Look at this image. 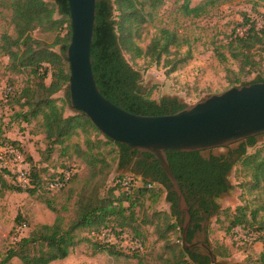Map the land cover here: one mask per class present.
I'll use <instances>...</instances> for the list:
<instances>
[{
    "label": "trees",
    "instance_id": "16d2710c",
    "mask_svg": "<svg viewBox=\"0 0 264 264\" xmlns=\"http://www.w3.org/2000/svg\"><path fill=\"white\" fill-rule=\"evenodd\" d=\"M52 1L53 3L45 0H9L8 2L14 34H3L0 50L9 58V71L17 75L28 73L32 78L18 95L20 118H14L27 125L37 120L40 122L38 124L42 129L47 158L45 161L36 162L32 156L24 154L30 165L29 185L26 187H20L16 185L15 180H9L4 176V173L11 175L10 172L5 170L4 173H0V198L14 191L36 195L37 193L54 194L64 190L76 176L71 170L56 171L50 174L49 178L40 175V170L44 169L47 172L51 170L47 161L56 147L65 145L72 135L78 134V131L86 136L85 149L82 147L77 149L78 157L83 159L89 170L75 203L74 217L67 221L64 215L49 205V208L57 213L55 221L52 224L36 226L26 237H17L11 243V248L0 259V264H9L15 258H18L22 264H52L65 260L78 244L77 233L80 230H88L93 235L91 238L96 240L107 229L119 239L123 235H128L132 241L140 243L141 248L132 250L138 253L144 249V242L141 224L132 225L136 223V207L142 206V200L149 195L154 198L162 194H165L166 201L171 205V212L160 213L161 215L158 213L159 216H163L166 226L165 233L159 239L165 241L167 234L175 235L177 244L181 248L177 249L169 245L166 254L159 255V264H212L210 255L201 248L190 249L184 245L185 217L178 207V195L172 191L173 187L160 162L150 154L140 155L129 147L107 138L93 141L92 131L98 136H101V133L87 116L83 114L65 116L66 106L70 107L68 91L70 68L66 59L72 31L70 6L68 0ZM236 1L251 4L252 10L256 13H260L259 7L264 9V0H204L195 7L191 6V0H184L180 11L186 18L199 19L223 5ZM161 2L162 0H98L97 3V24L92 47L96 82L103 96L111 103L136 115H168L187 107L178 97L154 100L152 92L142 86V73L128 63L124 54L125 50H129L128 42L131 37L127 32L130 34L133 27L141 28L147 24L146 9L154 10ZM56 15L61 16L62 19H57ZM243 19L244 33L236 31L224 45L229 57L239 63V71L231 79L232 87L264 82V77L259 75L252 82L242 83L243 78L260 74L263 68L261 56L264 52V28L259 29L256 20L247 13H243ZM65 22H68L69 29L67 33L62 34L61 30ZM38 29L52 33L55 37L54 41L46 43L35 39L33 32ZM129 44L133 46L130 42ZM185 45H189L188 41H184L176 30L162 28L146 51L140 47L135 48L136 57L144 56L159 64L163 56L169 57L173 54V50L178 52ZM189 56L183 61L189 59ZM218 57L223 62L229 60L226 53L219 52ZM48 79L51 80L49 84ZM63 91L66 92V99L63 100L64 104L60 105L55 96ZM15 95L13 91L9 96V102L15 98ZM258 137L239 143L234 150L228 147L229 152L222 155L210 153L206 156L204 152H168L171 168L181 183L190 208L188 244H194L197 235L202 234L208 238L210 220L217 218L222 211L218 200L233 189L230 177L237 164L242 163L244 167L252 170L256 186L264 182V158H260L258 154H248V149L257 145ZM6 142L7 147L17 150L18 143L7 140ZM108 147L115 149L110 151L109 155L115 154L114 162L117 163L119 170L124 171L115 187L117 189H114V192L118 191L122 195L117 199L112 191L108 197L99 195V177L109 175L111 168L108 159L100 150ZM96 149L99 153H94ZM66 172L71 173L68 180H66ZM127 177H132L133 181L126 188L122 185V181ZM57 180L64 182L63 187L51 189V184ZM135 180H139L140 185L136 186ZM133 191H136V198L133 197ZM124 202H128L129 207H124ZM63 210L68 212L70 209L65 206ZM261 211L264 212V203L259 209L251 212L249 217L248 207L240 206L232 213L231 226L250 228L249 230L252 231L251 228L256 223L251 222V219L256 221ZM129 212L128 217L121 218ZM114 217L119 219L120 223L118 222L117 225L110 223L111 218ZM257 225L256 232L264 234V221ZM19 226H23V223ZM157 227L159 228V225ZM127 228H131L132 232ZM93 243L95 253L116 248L100 239ZM204 243L211 248L209 242ZM211 250L217 264H221L220 253L215 248ZM259 262L264 264V253L259 258Z\"/></svg>",
    "mask_w": 264,
    "mask_h": 264
},
{
    "label": "rangeland",
    "instance_id": "374dc122",
    "mask_svg": "<svg viewBox=\"0 0 264 264\" xmlns=\"http://www.w3.org/2000/svg\"><path fill=\"white\" fill-rule=\"evenodd\" d=\"M45 1L53 3L52 0ZM203 1L191 0V6L195 7ZM8 2L9 0H0V43L4 33L14 34L11 25L12 13L8 8ZM183 3L184 0H162L156 9L147 8L145 13L148 14V23L141 28L133 27L130 34L126 33L131 36L129 42L133 46L128 42L129 50H125L124 54L128 63L142 73V86L145 90L152 92L154 100L159 101L163 97H178L187 106H192L212 94L222 93L232 87L231 79L238 73L239 63L229 57L224 45L236 31L244 33L243 13L251 15L252 19L256 20L257 27L263 29L264 9L259 7L260 13H256L252 10L251 4L236 1L223 5L199 19H192L186 18L180 11ZM56 18L62 19L59 15H56ZM162 28L176 30L184 41H188L189 45L183 46L178 52L173 50V54L169 57L163 56L159 64L144 56L137 58L135 48L140 47L146 51L152 39ZM68 29V22H65L61 30L62 34L67 33ZM33 37L46 43H52L55 39L52 33L41 29L34 31ZM219 52L226 53L229 60L223 62L218 57ZM188 56L189 59L183 61ZM261 57L263 68L260 74L245 77L242 83L252 82L259 75L264 77V52ZM180 60L182 61L179 62ZM8 65L9 58L4 56L0 50V166L11 173L8 176L9 180H15L16 185L22 187L27 184V175L30 172V165L24 154L27 153L36 162H40L45 161L47 153L44 151L45 146L39 121L27 125L14 118H20L18 113L21 112V108L17 104L18 95L32 78L28 76V73L13 74L9 71ZM50 82L51 80L48 79L47 83ZM12 85L15 87L14 90ZM13 91L16 93L15 98L9 102V96ZM55 98L59 100L60 105H63L66 92L57 94ZM76 114L78 113L66 106L65 116ZM91 138L93 141H97L98 138L105 139L102 135L98 136L95 131H92ZM6 140L18 143L15 152L8 150ZM85 141L86 136L78 131V134L72 135L65 145L56 147L47 161L51 170L48 172L44 169L40 170V175L47 178L56 171L71 170L76 176L64 190L54 194L37 193L36 195L14 191L0 198V259L11 248V243L17 237H26L36 226L52 224L55 221L57 213L53 212L49 205L55 207L67 218V221L74 217L75 203L83 189L89 170L83 159L78 157L77 152L78 147L85 149ZM238 146L239 144H235L230 149L234 150ZM112 150L115 151L112 147L100 150L108 159L111 168L109 175L99 177V195L108 197L112 191L117 199L122 195L118 191L114 192V189H117L115 187L124 171L119 170L117 163L114 162L115 154L109 155ZM228 152V148H216L204 154L206 156L210 153L222 155ZM94 153H99V150L96 149ZM248 154H258L260 158H264V135L258 137L257 145L248 149ZM252 173V170L244 167L242 163L234 167L230 177L233 189L218 200L222 211L217 218L210 220L208 238L201 234L197 235L194 240V243L209 242L211 248H215L220 253L221 264H262L259 258L264 253V234L256 231H258L257 224L264 221V212H260L256 221L251 219V222L256 223L251 228L254 231L249 230L250 228L231 226L232 213L238 207H248L250 217L251 212L259 209L264 203V182L256 186ZM135 185H140V181L135 180ZM135 192H132L134 198L137 197ZM156 193L159 192L156 191ZM123 205L129 207L130 204L124 202ZM65 206L70 209L68 212L63 210ZM165 212H171V205L166 201L165 194L154 198L149 195L142 200V206L136 207V223L132 225L141 224L140 229L144 242V249L138 253L132 251L133 245L129 240L120 241V248L95 253L93 242H98L99 239H92L93 235L88 230H80L77 233L79 242L72 249L70 256L52 264H159V255L166 254L169 245L177 249L181 248L177 244L178 240L175 235L167 234L165 241L159 239L166 231L163 216L159 214ZM129 214L130 212L121 218L128 217ZM118 222L117 217L111 218V224L117 225ZM22 223L23 226H19ZM127 229L132 232L131 228ZM14 230L16 232H13ZM167 253L170 255L169 252ZM9 264L22 263L15 258Z\"/></svg>",
    "mask_w": 264,
    "mask_h": 264
},
{
    "label": "water",
    "instance_id": "95a60500",
    "mask_svg": "<svg viewBox=\"0 0 264 264\" xmlns=\"http://www.w3.org/2000/svg\"><path fill=\"white\" fill-rule=\"evenodd\" d=\"M71 41L66 50L69 63V103L87 116L102 136L132 151L150 154L160 162L185 217L183 242L199 247L217 260L205 243H187L191 224L190 208L181 183L171 168L168 152H206L228 148L252 137L264 135V82L234 86L212 94L179 112L153 116L130 113L105 98L93 71L92 47L98 0H68Z\"/></svg>",
    "mask_w": 264,
    "mask_h": 264
},
{
    "label": "built area",
    "instance_id": "2783aa9c",
    "mask_svg": "<svg viewBox=\"0 0 264 264\" xmlns=\"http://www.w3.org/2000/svg\"><path fill=\"white\" fill-rule=\"evenodd\" d=\"M8 150L9 151H14L15 152V150L16 149H13V148H10V147H8ZM7 171V169L6 168H3V167H1L0 166V173H4V171ZM9 172V171H8ZM65 175H66V180H68L69 178H70V175H71V173H65ZM4 176L6 177V178H8V174H6V173H4ZM28 176H29V173H28V175H27V179H28V181H27V184L26 185H23L22 187H26V186H28L29 185V178H28ZM133 181V178L132 177H127V178H125V179H123V181H122V185L124 186V187H128V185L131 183ZM63 185H64V182L63 181H61V180H57V182H55V183H53V184H51V189H59V188H61V187H63ZM99 239L101 240V241H104V242H106V243H110V244H112V245H114V246H116V247H118V248H120L119 246V242L120 241H123V240H125V241H127V240H129L130 241V243L133 245V250L134 249H138V248H141V245H140V243L138 242V241H132L130 238H129V236L128 235H123L120 239L119 238H117L116 237V235L110 230V229H107V230H104L103 231V233L99 236ZM135 246V247H134ZM132 249V248H131Z\"/></svg>",
    "mask_w": 264,
    "mask_h": 264
}]
</instances>
